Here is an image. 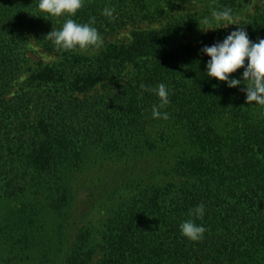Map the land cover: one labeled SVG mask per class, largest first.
I'll return each instance as SVG.
<instances>
[{"label":"trees","instance_id":"1","mask_svg":"<svg viewBox=\"0 0 264 264\" xmlns=\"http://www.w3.org/2000/svg\"><path fill=\"white\" fill-rule=\"evenodd\" d=\"M173 1L82 0L56 17L39 0H0V264H93V216L117 197L95 264H264V107L246 102L245 83L208 77L201 51L233 31L173 48L213 9L244 0L140 26L164 19ZM93 17L96 52L58 51L45 38ZM129 25L131 39L113 41ZM241 27L264 39V11ZM32 39L58 60L30 65ZM160 83L167 120L152 117L159 97L140 88ZM201 203L203 218L189 216ZM188 219L207 229L202 240L181 234Z\"/></svg>","mask_w":264,"mask_h":264},{"label":"clouds","instance_id":"2","mask_svg":"<svg viewBox=\"0 0 264 264\" xmlns=\"http://www.w3.org/2000/svg\"><path fill=\"white\" fill-rule=\"evenodd\" d=\"M82 7V0H39L38 9L42 13L59 17L64 13L74 15ZM115 9L105 7L102 14L114 18ZM46 18L45 16H42ZM231 8L223 10L213 9L211 19L204 17L198 21L206 25L202 30L217 29L221 27H212L211 21H233ZM95 23V18H90L89 23L78 24L73 19H67L59 30L52 29L45 38L51 40L58 51H78L86 50L89 47L100 48L103 45V38L98 30L91 25ZM235 24V23H229ZM228 24V25H229ZM227 25V26H228ZM201 51L210 57L207 62V76L216 78L218 81L226 82L229 87H237L242 82L246 88V102L264 107V39L258 43L250 41L247 32L243 27L231 32L222 43H215L212 46H205ZM248 63L245 68V60ZM245 68L243 79H230V75L238 69ZM142 91H151L159 97V105L152 108V117L154 119H169L167 112H161L169 103V89L164 83H160L156 88H148L144 84L140 85ZM204 215V204L201 203L194 209L189 210V216L202 219ZM181 234L189 240L195 242L204 238L207 229L204 226L197 225L193 219H188L180 224Z\"/></svg>","mask_w":264,"mask_h":264},{"label":"rangeland","instance_id":"3","mask_svg":"<svg viewBox=\"0 0 264 264\" xmlns=\"http://www.w3.org/2000/svg\"><path fill=\"white\" fill-rule=\"evenodd\" d=\"M216 0H174L173 2L169 3L167 6V10L169 13L164 17V19L159 21H154L151 23H148L146 21L142 22L140 24L143 28H159L161 27L165 22L168 21V18H170L171 15L175 16H184L188 17V15H196L203 13L207 11ZM262 10L264 11V0H244L243 4L240 5L239 8H236L233 12V21H220L219 23L215 20L211 21L212 27H221L217 29H209L207 31L202 30V28H206V25L201 24L199 26H196L194 29L190 30H184L182 31L178 38L175 41V44L173 46L174 49L181 50L185 45L194 43L197 40L201 39L204 35H210L217 31H234L241 27V23L247 18L254 14L256 11ZM211 19V16H208ZM229 23H235V24H229ZM229 24V25H228ZM228 25V26H227ZM133 25H129L126 28L119 31L117 34L113 35L111 38L113 41H128L131 39L132 32L134 30ZM98 48L95 47H89L86 50H82L84 52H87L88 54H91L93 52L98 51ZM28 56L30 58V65L33 67H36L39 65V62L41 60H44L46 63H53L58 60V55L54 51L46 50L44 47H42L35 39H32L30 42V49L28 52ZM27 74H24L21 76L20 80H23L24 77ZM172 180L171 176H167L164 179H161V183L167 182ZM127 193H123L125 196ZM119 197H117L113 202L108 203L104 205L103 207L99 208L98 211L93 216V221L95 223V227L97 230L96 233V254L94 256L93 264L96 263V261L100 257V251L102 249L103 244V234H104V223L107 219V217L110 215L113 208L117 205L119 201Z\"/></svg>","mask_w":264,"mask_h":264}]
</instances>
